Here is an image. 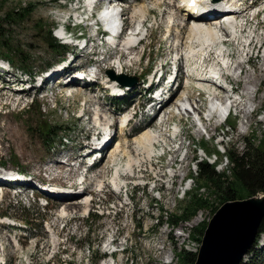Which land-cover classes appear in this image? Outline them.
Returning <instances> with one entry per match:
<instances>
[{
    "label": "rangeland",
    "instance_id": "1",
    "mask_svg": "<svg viewBox=\"0 0 264 264\" xmlns=\"http://www.w3.org/2000/svg\"><path fill=\"white\" fill-rule=\"evenodd\" d=\"M63 2L64 0H0V17L9 10L31 6L30 13L20 21H17L16 24L9 26L1 23L2 27L0 31L5 33V36L12 41V44L23 52L24 57L28 59L32 67L31 72L33 74L39 75L49 67L54 68L60 60V56L55 50L44 45L41 39L42 37L39 36V29L41 28L42 33H45L48 28L51 29V27L55 26L58 28L55 24H60V21L68 12L73 14L72 10L74 5L64 4ZM141 3L143 4V0L138 2L139 5H141ZM157 8L158 6L154 5V0H151L147 5V9L150 11L146 17V25L150 27V29H148L149 37L142 43L143 47L134 51V53L137 54L134 59H137V61L138 55L143 52L141 62H135L130 66H126L124 73H121L122 76L140 79L142 77L141 72L144 70L147 61L152 62L153 67H156L159 63H164L166 59V64H168V61H171L172 49L173 52L180 53V51H175V48L170 46L174 41L173 36L167 38V15L165 17H157L155 15ZM172 21H175L174 23L176 24L179 22L178 20H171V22ZM261 21H263L262 18L258 22ZM234 22L235 21L232 23ZM229 26L230 25L227 24L228 29ZM68 27L72 32L76 30L71 28V26ZM81 29L82 28H79L78 30ZM217 30L220 31L219 36L222 35V29L219 27ZM251 30L252 26L248 27L246 32L242 35V39L237 41L229 39V49L233 52L234 60L237 62L243 58L241 54V45L250 37ZM179 31L182 32L180 37L183 39V49L186 50L188 29L183 28ZM84 33L85 35L88 34V29L84 30ZM261 34H263V36L262 38L259 37V39L258 35ZM262 39H264V25L257 27V36L254 40L255 45ZM192 42L194 45L199 44L196 40H192ZM217 42H219V39L211 47L205 48L202 55L211 50L213 46L218 45ZM102 48L104 47L102 46ZM102 48L97 46L94 48V52L97 54L105 53L102 56L104 61L99 65L101 68L100 75L103 78L107 76L108 72H114V70L112 71V65L114 66L116 64H114L112 59V61L108 59L109 56H112V52L105 50V48L102 50ZM199 48L200 47L197 49ZM71 50L74 51V48ZM71 50L69 47V52H71ZM218 50L217 48L216 52ZM69 56L70 53H67L65 58H69ZM263 56H259L258 59H255L253 56L251 61H253L254 66L247 68V66L245 67L243 64L244 71L253 73V76L262 74L261 69L264 68ZM89 57L87 53H74V66L86 64L88 62L87 60H90V58L93 61L101 59L99 56L95 58ZM216 58H218L219 61L225 60L224 55L220 59L219 54H217ZM200 59L202 58L200 57ZM126 60L123 63L128 62V60ZM226 61H228V58H226ZM181 62L184 61L181 59ZM1 63L5 65L6 61L0 60V64ZM214 66H217V63ZM12 67L16 69L14 72L15 74L22 70L17 65ZM17 68H19V70H17ZM48 71L50 70L44 73ZM236 75L237 74H235V76ZM245 75L246 74L241 77L242 83L239 84L240 92L242 84H244ZM184 77L186 82L190 79L180 72L177 81L182 87L185 85ZM189 82L195 81L190 80ZM66 83L67 81L65 78L56 80V82L53 83H47L43 90L44 94L34 99L33 104H29L31 98L24 96V94L13 95L9 88L5 87L2 81L0 82V85L2 84L3 86L0 90V163H4L5 171L10 169L23 170L32 176L44 177L45 175V177L49 179L51 178L50 173L55 169L60 171V173L53 182L55 184L57 183V185H71L78 181L77 177L80 171L76 170L71 172V169H68L66 166L62 168L61 163H55L57 161H52V159H63L65 156L77 158L78 155L81 154V147L84 143V141H81L85 136L93 132L91 128L98 125L106 129L107 126H104L103 122L99 124L93 121L94 112L92 110L99 105V108L101 107L104 111L106 110L107 117L115 120L121 117L115 112L123 110L126 104L133 106L143 102L142 100L137 102L139 97L137 91L139 88L141 90V80L133 87L135 91L129 94L126 104L123 106H118L112 99L107 98L105 94L101 96V94H103L102 89L104 88L100 86H98V89H96L97 87H91V91H89L86 89L88 88L87 86H71L72 84L75 85V83L71 81L70 83L72 84L68 82L69 86H65ZM195 85H197V82ZM254 89L258 91L256 93L257 97L254 102V107H252L254 113L249 119V125L244 124L247 120L239 111L235 110L239 114L231 116L226 125L219 126L218 121L214 120V117L211 123L217 126V129L213 131L209 130L208 132L202 127L205 131V134H203L202 129L197 128L196 130H201V133L197 134L194 122L183 117L184 113L183 115L179 113L183 118L181 122L182 136H185L186 139L184 140L183 148L181 147L182 150L176 154V159L180 160L183 164L175 163L174 169L172 168L173 164L169 166L170 159L172 157L175 158V155H167L163 159L156 160L154 155L157 156L161 153L160 148H156L157 150L155 149L150 159L144 158L139 166L141 171H138V168L135 175L131 173L134 179L126 180L132 182V184H142L143 180H149V185L143 191H141L140 185L135 190H133L132 185H130L128 188L131 195L129 208L119 207V195L117 192L110 190L109 186L112 187V184L115 186L117 180L119 181L117 184H121L119 177H115V179L113 177L114 170L110 160L111 154L115 150L117 143L120 142L122 147L126 145L133 147V142H135V139H137L143 131V129L140 130V128L136 129V127H138L136 125L138 119L126 128V132L132 133V135L127 136L128 138H123L124 140L116 137V141L107 151L102 163L100 162V164L97 165L98 169L93 170L91 174L88 173V179H85V187L88 188V191L86 193L87 195L84 196L88 199L89 194L92 195L93 202H91V204L97 199V195H94L92 192H96L97 184H99V187H103L102 194L105 199H110L115 204V212H110L109 214L104 213L101 217L99 214L91 212L87 217L82 216L88 210L87 199L84 198V196H82L84 200H81L82 198L79 197H77L76 200H70L71 202L80 204L81 207L79 206V208L72 209V212H68L67 214L61 212V210L65 207L63 203L70 201L60 202L48 200L49 206L47 208H42L37 199L33 200L28 197L27 200L23 196L20 200L22 203H20V201L18 203L19 199L4 198L2 202L0 201V213H4L9 218L24 224L27 228L24 234L28 235V238H23L20 235L22 232H19L16 228L15 234L20 237V246L11 249L9 246L5 245L6 256L10 257L9 264H14V262L18 261L25 264V257H29L30 264H86L90 262L92 256V251L87 250V243L93 245L92 250L96 251L97 255H101L106 247V241L110 240L111 235L118 236L117 242L122 243L124 246L123 253L119 252L113 255L115 264H180L175 258V253L180 249H185L193 254L197 253L203 235L200 226L204 224L207 225L209 219L213 215L210 208L217 206L219 200H217V197L210 192L209 189H206V187L197 188L198 184L192 180H189L182 186L180 185V179L184 174L191 177L190 173L195 172L197 168L196 162L200 161L203 155L201 150L207 155L211 152V154L215 153L220 156L221 162L219 166H216L215 170L218 173L226 171L227 174L230 164L224 156L228 150L235 153H248L254 150L259 145V142L264 139V78L257 81ZM97 90L100 93H97ZM77 91H79L78 94ZM88 91L91 97L85 95V92ZM189 91L193 93V95H191V100L198 104L196 90L189 89ZM92 95L96 98H93ZM18 96L21 98L17 102ZM181 96L182 94H179L172 100L178 103L183 97ZM193 98H195V100ZM101 101L105 103H100ZM183 103L184 102L180 103V105ZM202 105L205 109L206 105L204 103ZM171 107L172 108L169 107L167 109L176 112V108L173 106ZM82 108V111H86L87 113L86 118L79 117L80 109ZM177 110L179 109L177 108ZM188 113L189 112L186 111V116L189 117L190 113ZM162 115H164V112ZM191 119L194 121V116H191ZM157 121L158 120H154L153 126H151L153 121L150 122L149 126H151V129L156 130L157 133L163 134L162 124L157 126ZM173 121H175V118ZM39 123L43 125L50 124L59 129L57 137L63 140L64 145H59L57 147H49L48 144L43 145L41 138H39V133L37 132L38 128L36 124ZM5 128H7V130ZM212 135L213 138L209 140V137ZM163 137L165 138L164 135ZM200 139L202 144L200 142L198 143ZM221 139H223V142L222 145H219L218 142ZM160 142L161 141L158 143ZM189 143L190 146L187 150V154L184 155L185 147H187ZM263 148L264 146L262 149ZM217 149L220 152L225 151V154L217 152ZM143 156L144 155L141 154V158ZM185 156L186 161H183ZM122 157H124L123 160H121ZM122 157L116 161L115 169L116 166L123 167L126 164L125 160H127V157ZM212 159L213 157L209 160L211 161ZM150 160L151 162H149ZM53 164H58V166H61V169ZM150 164H153V166L150 167ZM1 171L3 170L0 169V172ZM173 173H176L177 177H175L176 180L174 179L173 186L170 188L169 183H167V181L164 182L160 175L164 174L166 176L172 175ZM124 174L129 175L127 172ZM167 178L169 179V177ZM153 184L156 188L151 190ZM86 185L89 186L87 187ZM180 187H188L189 189L186 193L189 195L187 196V194H185L182 196ZM5 190L6 189H4V191ZM194 195L202 199H207L209 206L200 208L187 220V222L182 221L181 218L178 220L176 216L180 215L179 209L184 207L189 201V198ZM159 196L160 200H156ZM91 204H89V207ZM84 207H86L85 210ZM91 208L94 209L95 207L92 206ZM100 210L105 211L102 208H100ZM100 210L97 211L100 213ZM63 217H66V219ZM168 217L172 221L177 220L178 225H168ZM66 220V225H64V221ZM47 224L51 225L52 228L47 226ZM55 236H58V239H56ZM122 238H125L124 242ZM56 244H59V246H54ZM51 252H55L52 259ZM255 256L259 258L263 256L264 258V235H261L256 240L245 259L248 262ZM107 257L108 255L106 256L105 262L109 263ZM98 263L99 260L97 264ZM181 264L187 263L182 262Z\"/></svg>",
    "mask_w": 264,
    "mask_h": 264
},
{
    "label": "bare ground",
    "instance_id": "2",
    "mask_svg": "<svg viewBox=\"0 0 264 264\" xmlns=\"http://www.w3.org/2000/svg\"><path fill=\"white\" fill-rule=\"evenodd\" d=\"M150 1L151 0H145L143 2V4L138 5L137 8L134 9V11H133L135 14H137L142 19L141 21H144V18L146 17V14H147L146 4L148 2H150ZM158 1L159 0H154V4H157ZM106 12H108V11H106ZM229 18H232V16L229 17ZM104 19H107V13L104 15ZM233 21H235L234 18L232 20H229L228 25H230V26H229V29L227 31L228 35L229 36L231 35L232 37L235 35V32L232 31V30H230V28L233 27V25H234V23H232ZM183 28L188 29V32H187L188 42H187L186 50L183 49V47H184L183 44H182L183 43V39L180 37V35H181L182 32L179 31L180 29H183ZM220 29H222V28L220 27ZM133 30H136V28L134 27ZM170 30L173 31V33H175V34L172 33L173 38H174V40H173L174 43L171 44V47L172 48H175V51H180V54L176 52L175 58H177L178 56H180L179 57L180 59H185L187 62H192V63L195 62L196 65H193V69L196 72V76H201L200 75V72L202 71V73H203V71H204L203 70L204 65L202 63H200V61H198V59H199V57L202 58V56H203L202 53L205 51V48L211 47L219 39V33H220V31L217 30V28H215V27L212 28L211 26H207V24H203V21H199L197 19L195 20L194 23L193 22L192 23H189L188 22V25L186 23L183 24V25L181 23H179V25H178V24L172 22V26H170V27L168 26V31H170ZM223 30L224 29H222V31ZM227 33L225 32V34H227ZM170 34L171 33L169 32V35ZM135 40H136V36H133V35L130 36L129 35V36H126V37L122 38V40H120L118 42V45L117 46L120 47V48L122 47V48L129 49L131 47L130 45ZM192 40H196V42H198L199 44L198 45H194V43L192 42ZM249 42H250L249 44H251L253 42V40L251 39ZM197 46L200 47V48L197 49L196 48ZM172 51H173V49H172ZM133 54H134L133 52H129L128 53V55L130 57ZM115 59L117 60L116 57H115ZM202 59L204 60V58H202ZM194 60H196V61H194ZM121 61H123V60L120 59V62H119L120 66H121L120 67L121 68V73H124V68L126 66H130V65H132V64L135 63V62H131V63L126 62V63H123ZM263 61H264V56H263ZM221 62H223V61H221ZM114 63H116V61ZM243 64H244V62L238 61V62H236V65L233 67L232 70L231 69H228V67H226V69L229 70L227 72H229V73L232 72L230 74L231 81H229V84H231V85L236 84L238 86V88H239V84L242 83L241 77L244 74H246L245 77H244V84H242V87H241V92L238 91V96L240 98H242L243 100L240 101V102H236L235 99H234L232 101V103H233V107L235 108V110L236 111H239V113L247 120V121L244 122V124L249 125V119L252 116V114L254 113L253 112L254 110H252V107H254V102H255L256 97H257L256 96V93L258 91L257 90L258 88L257 89H254V87L256 86L258 80H261V78H264V68L261 69V73L262 74H260L259 76L258 75L253 76V73H249L248 71H244ZM118 68H119V66H118ZM236 70L241 71V74L240 75L237 74L235 76V74H233V72L236 71ZM186 77L189 78L188 76H186ZM221 77L223 79H225L226 81L229 80V77L227 75L222 74ZM58 79L59 78H56V80H58ZM190 80H192V79H188L187 82H189ZM197 80H198L197 81V85H195V87L198 88V90H203V91L211 90L212 91L211 85H210L209 82L203 81V79L201 77H199V79H197ZM70 81L71 82H74L73 79H71ZM86 89L89 90V91H91L90 88H86ZM239 90H240V88H239ZM89 91L88 92H85V95L87 97H89V96L91 97ZM78 93H79V91H77V94ZM215 97L218 98L219 101H222V99H223L221 96H215ZM172 99L173 98H171L166 103L165 109H167V108H169L171 106L179 109V107L181 106L180 104H178L179 102L178 103H175ZM193 99L195 100V98H193ZM187 100L188 101H191V95H189V94L187 95ZM179 101H180V103L184 102V98L183 99L181 98ZM100 103H103V102H100ZM92 111L94 112V114H93V121L98 122L99 124L101 122H103L104 123V126H108V123H109L110 118L107 117L106 110L104 111L103 109H101V107L99 108V105H98ZM180 114L183 115V113H180ZM214 117H215L214 115H211V116H208L207 118H205V120L204 119L201 120L203 129H205L208 132H209V130L213 131V130L217 129V126H214V124L211 123V121H212V119ZM123 119H125V118L124 117L122 119L120 118V121L118 122L120 125H123ZM150 122H152V121H150ZM149 123L147 124V126H145L143 128V131L138 136V138L135 139V142H133V147H129L128 145L122 147V145H121L120 142L117 143L115 150L111 154V160H110V162L113 163V165H116V161L120 157H122V156H126L127 157V160H126V164L123 167L116 166V169H115V171H116L115 173L116 174L117 173H126L127 172V173H129V175H133V174L135 175V173L137 172V169L139 168V166L143 162L144 158L150 159V157L153 155V152L156 149V144L159 141H161L160 143L166 141V139L163 137V134H160L159 132L158 133L157 132L155 133V132H152V131H150L148 129ZM5 129L7 130V128H5ZM105 130L107 132V127H106ZM110 133H111V129L109 128V136H111ZM196 133L197 134L201 133V130H196ZM125 138H126V136H125ZM182 144H183V139H182V137H180L179 138L178 149L175 150L173 152V154H171V155H174V153L176 151L177 152L180 151L181 150V147H182ZM174 145H176V144H174ZM141 154L144 155L142 158H141ZM185 159H186V156L183 158V161ZM174 161L176 162V159L172 157L170 159V161H169V166H171V164H174L175 163ZM55 163H58V162H55ZM99 164H100V162L97 165H99ZM56 165L58 166V164H56ZM58 168H61V166H58ZM131 173H133V174H131ZM171 176H173V178L177 177L176 173H173ZM120 181H122V179H120ZM85 182H86V180L84 179L83 183H85ZM86 186L88 187L89 185H86ZM114 187H115L114 189L117 190L118 187H119V185L117 183H115V186ZM87 190H88V188L85 187V190L82 192L81 197H79V198H82V196L86 195L85 192ZM63 204L65 205V207L61 210V212H64L65 214H67L68 212L71 213L72 212V209L79 208V206L81 207L80 204H77V203L71 202V201L70 202H65ZM85 209H86V207H84V210ZM68 210H70V211H68ZM4 220L7 221L8 219H3V220H0V221H4ZM7 224L12 225L11 222H8ZM195 251H196V249H195Z\"/></svg>",
    "mask_w": 264,
    "mask_h": 264
},
{
    "label": "trees",
    "instance_id": "3",
    "mask_svg": "<svg viewBox=\"0 0 264 264\" xmlns=\"http://www.w3.org/2000/svg\"><path fill=\"white\" fill-rule=\"evenodd\" d=\"M30 7L16 8L5 12L2 17H0V28L2 24L13 25L17 21H20L25 16L30 13ZM42 29H39V36L42 37V41L46 47L55 50L59 56L64 53V47L60 45L51 35L50 28L45 33H42ZM0 56L6 58L11 64L17 63L19 66H25L30 68V63L23 55V52L19 50L12 41L5 36V33L0 31ZM29 71V70H28ZM232 125V124H230ZM44 126V125H43ZM41 125L37 126L39 131L42 130ZM57 128L46 125L42 134L46 136L44 143L48 142L52 135L58 133ZM54 144L58 141H52ZM264 139L259 142V145L250 152L245 153H235L226 152V159L228 160L230 167L228 173L226 171L218 173L215 167L209 164L207 161L197 162L196 175L191 174L194 178L195 183H197V188L206 187L212 192L219 200L217 206L210 208L213 214L216 209L226 201L241 200L255 196L257 194L264 195ZM261 147V148H260ZM189 195V194H188ZM187 195V196H188ZM209 206L207 199H202L196 195L189 198V201L179 209L180 215L176 218H181L182 221H187L190 217L198 211L200 208ZM170 225H178L177 220L172 221L169 217L167 219ZM205 224L200 226L201 233L205 229ZM200 231V230H198ZM264 233V215L259 222L258 235ZM175 257L178 262H186L187 264H193L195 260V254L187 252L185 250L177 251ZM263 258V257H262ZM259 258L257 256L252 257L247 263L244 264H264V258Z\"/></svg>",
    "mask_w": 264,
    "mask_h": 264
},
{
    "label": "water",
    "instance_id": "4",
    "mask_svg": "<svg viewBox=\"0 0 264 264\" xmlns=\"http://www.w3.org/2000/svg\"><path fill=\"white\" fill-rule=\"evenodd\" d=\"M263 215L264 195L221 204L203 231L193 264H241L256 239Z\"/></svg>",
    "mask_w": 264,
    "mask_h": 264
}]
</instances>
